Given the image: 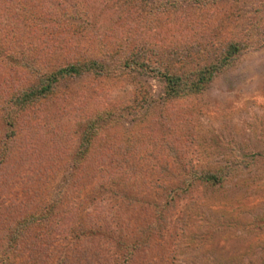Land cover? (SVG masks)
I'll use <instances>...</instances> for the list:
<instances>
[{
    "label": "rangeland",
    "instance_id": "374dc122",
    "mask_svg": "<svg viewBox=\"0 0 264 264\" xmlns=\"http://www.w3.org/2000/svg\"><path fill=\"white\" fill-rule=\"evenodd\" d=\"M71 3H79L77 16ZM47 5L54 11L50 17L81 23L74 40L78 52L104 59L110 70L62 81L39 112L20 125L17 150L11 148L17 155L10 180L4 190L0 184V231L3 208L14 207L11 200L37 206L55 200V213L65 226L97 221L106 228L127 227L142 244L130 264H264V0H221L217 10L186 5L159 16L146 0H49ZM255 7L261 9L258 16L251 12ZM26 14L18 0H1V42L8 41V26L17 19L27 29L39 24L50 31L55 25ZM257 22L259 27H253ZM48 35L63 39L60 33ZM230 38L246 40L247 48L203 91L189 97L164 99L158 77L129 71L118 61L138 47L154 58L182 44L198 63ZM3 65L0 61V83L8 73ZM3 104L0 98V108ZM95 114L111 125L100 135L102 142L77 162L76 137ZM3 132L0 125V145ZM133 141H141L143 150L124 164L127 142ZM223 163L232 173L222 188L198 186L185 197L176 196L163 216L156 213L172 201L169 188L176 181L173 175L162 180L147 168L161 171L167 164L175 173L190 164L202 171ZM35 181L40 188L36 198L27 194ZM64 238L40 237L43 243L38 241L35 249L42 248L43 264H114L119 259L107 238ZM4 247L0 239V261ZM59 250L67 256L60 258ZM26 259L13 254L5 264H26ZM33 261L29 256L27 264Z\"/></svg>",
    "mask_w": 264,
    "mask_h": 264
},
{
    "label": "trees",
    "instance_id": "16d2710c",
    "mask_svg": "<svg viewBox=\"0 0 264 264\" xmlns=\"http://www.w3.org/2000/svg\"><path fill=\"white\" fill-rule=\"evenodd\" d=\"M146 1L154 5L155 12H157L156 15L159 16L166 14V12L170 14V10L186 5H192L194 9L211 8L217 10L220 8L219 2L221 0ZM47 2L49 0H18L22 10L24 9L25 12L29 13L26 15L28 17L32 16L29 18L37 22L41 19L54 21L55 25L50 31H48L47 27L39 26V24H36L35 27L29 26L27 29L28 24L25 25V23L23 27L17 19L14 21L15 24L8 26V41L1 42L0 40V61L5 62L3 68L8 71L3 77V82L0 83V98L4 100V104L0 108V125L1 129L4 130L3 135L5 136L4 142L0 145V181H2L0 184L3 190L6 188L7 181L10 180L9 173L12 172V158L17 155V152H13V149L17 150L15 147H17V141L20 139V125L24 121H30L33 111L39 112L41 107L56 93L57 87L62 81L79 78L89 72L105 74L110 70V64L104 59L85 57V53L78 52L77 43L74 40L82 32L81 23H74L70 18L65 19V17L61 18V16L50 17L53 9L50 10L51 7H48ZM80 5L82 4L80 3ZM70 6H72L76 13L75 16H77L79 3H71ZM54 7L57 6L54 4ZM62 7L66 8L67 6L61 5L60 8ZM67 8L69 9V6ZM251 12L254 16H258L261 14V9L255 7ZM55 15H57L56 10ZM252 26L258 28V22L253 23ZM252 28L246 32L247 40L253 36ZM1 30H4L2 26L0 27ZM10 32L12 37L8 36ZM48 32L56 35L60 33L59 36L63 39L58 37V39L54 40V36L48 35ZM71 37L74 39L70 40ZM247 46L246 40L241 41L238 38L224 39L216 44L215 54L198 63H196L193 56L195 53L192 54L188 50V46L186 48L182 44L175 49L161 51L160 55L153 53L156 55L154 58L148 55L150 52L145 48L138 47L136 51L129 50L124 55H121L118 61L121 66L129 71L158 77L163 84L162 97L166 100H172L196 95L203 91L218 73L228 68L244 52ZM196 52L198 54L199 50L197 49ZM190 61L191 64L188 63ZM187 63L189 67H187ZM15 77L18 79L17 81H15ZM110 125L109 121H106L100 115L88 116L82 131L76 137L78 154H75L73 159L80 163L83 162L85 157L89 156L90 148L97 142H102L99 137ZM105 142H108V140ZM140 142H127L126 147L130 151L123 156L124 164L129 162V158L134 153L137 155L138 152H142L143 149L140 146ZM12 147L13 149L11 150ZM176 160L174 159L173 163H178ZM167 164H165L166 167ZM166 167L163 170L161 169V171L150 168L145 171L154 175L158 174L162 180L169 179L168 177L173 175L172 180L176 181L175 186L172 185L169 188V193H174L172 201L168 200L161 209L156 210L160 217L163 216L165 211L167 212L169 207L176 203L175 200L179 198H176V196L184 195L185 197L198 186H202L205 189L222 188L232 173L227 163L219 164L213 168L202 169V171H197L190 164L188 170L182 172L174 171L175 173H172L171 169ZM72 175L76 174L72 173ZM36 181L30 183L27 187V194H33L35 198L40 197L38 196L40 188L37 187ZM35 185L36 187L34 188ZM43 195H46V193ZM54 201H43L42 205H38L39 208L37 205H29V202L25 204L22 201L11 200L10 205L14 207H2L4 209V224L3 229L0 231V239L5 247L1 254L2 259L0 262L5 264L7 259L16 254L26 255L28 258L26 259L27 263L29 256H32V261H35H33V264H43L45 257L39 254L42 248L35 249V246L39 245L38 241L43 243L40 237L50 236V234H59L63 238L65 237L64 239L69 234L79 235L80 237L81 235L85 237L99 235L107 238L108 244L114 247L115 259L119 258L114 264H130L134 260L142 244L139 243L134 235H130L131 232L128 231L127 227L120 225L118 228L110 226L106 228L103 222L98 223L97 221L82 223L78 228L65 226L64 218L61 219V216L57 218L59 214L55 213ZM17 202H20V204L18 205ZM0 217L2 218L1 215ZM101 231H104V233H100ZM147 235L149 236V234ZM148 240L149 237L145 238L146 243H148ZM59 251H62L61 254H63L58 255L60 258L67 256L63 250ZM34 253H36V256H34Z\"/></svg>",
    "mask_w": 264,
    "mask_h": 264
}]
</instances>
